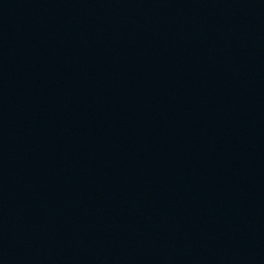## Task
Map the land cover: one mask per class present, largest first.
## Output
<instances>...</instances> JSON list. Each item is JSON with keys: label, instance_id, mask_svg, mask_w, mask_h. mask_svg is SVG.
I'll use <instances>...</instances> for the list:
<instances>
[{"label": "water", "instance_id": "obj_1", "mask_svg": "<svg viewBox=\"0 0 264 264\" xmlns=\"http://www.w3.org/2000/svg\"><path fill=\"white\" fill-rule=\"evenodd\" d=\"M0 264H264V0H0Z\"/></svg>", "mask_w": 264, "mask_h": 264}]
</instances>
